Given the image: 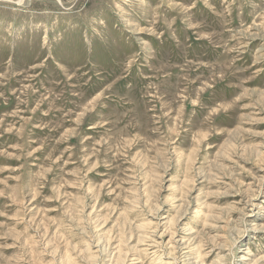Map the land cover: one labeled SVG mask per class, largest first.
I'll return each instance as SVG.
<instances>
[{"label":"rangeland","instance_id":"1","mask_svg":"<svg viewBox=\"0 0 264 264\" xmlns=\"http://www.w3.org/2000/svg\"><path fill=\"white\" fill-rule=\"evenodd\" d=\"M0 264H264V0H0Z\"/></svg>","mask_w":264,"mask_h":264}]
</instances>
